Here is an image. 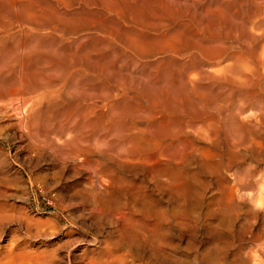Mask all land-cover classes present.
Here are the masks:
<instances>
[{"label":"rangeland","instance_id":"rangeland-1","mask_svg":"<svg viewBox=\"0 0 264 264\" xmlns=\"http://www.w3.org/2000/svg\"><path fill=\"white\" fill-rule=\"evenodd\" d=\"M3 1L5 5L2 1H0V3H3V4H0V7H1L0 8V62L3 60L10 67V65L14 64L15 62L14 59L17 56L24 57V55H26L27 53L31 56L32 54L34 56L38 54L39 57H37L38 55H36V58L32 56L33 64L37 58L38 59L35 62V65H37L36 63H38L40 60L43 63L47 60L53 61L55 59L56 62L54 63L58 65L56 67L57 72L59 71L62 72L66 69L71 70L73 68L72 70L76 69L75 71L77 72L81 70L83 71V73L86 72L85 74L87 75L94 74L95 76V75L101 74V77L105 75L107 79H105L104 76L103 78L105 79L104 83L107 86V89L109 88V90L113 91L114 94L120 93L116 95L118 96V99L120 98L122 101H124L123 103L125 104L133 105L134 103H136L135 96L143 97L142 95H144L145 97H149V96L153 97L154 95L155 98H157V100L158 99L162 100V98L165 97L164 99L165 102L163 103L165 106L167 105V123H170V127L173 129L178 130L179 127L177 125L179 124L176 121L178 120V118H181L183 114H186V115L196 114L195 123H198L199 122L198 120L200 119L205 120V122L204 121L201 122L202 120H200L202 124L204 123L206 124L207 122L211 123L209 128L205 129V131L208 133V134L205 133L207 138L206 139L203 138V141H205L204 143L206 144V147L213 154V155L210 154L211 157H209L207 161L206 160H203V161L208 162V164L211 163V165L209 164V167L205 168V170L203 169L205 166L196 167L197 165H194L191 167L192 171L190 170V168L183 170L185 174H189L190 172H191L190 174L192 175L194 174L196 183H193V186L195 184V187L197 188L196 184H198L199 185L198 189L192 188L195 191L194 193L192 192L193 190L190 191L189 196H192V197L191 198L189 197V198L191 200L187 199L186 200L187 202L185 201V204H183L184 201L181 202L182 201L181 199L174 198L175 200H173L174 195L171 189L167 190L168 191L167 197H166L167 199H164V200H166L165 202H167V207L173 213H175L174 211H178V210H180L179 212L186 211L185 215L188 213L187 215L191 216L189 218L194 219V220H197V219L199 220L200 218L202 219V217L204 219V217L206 216V213L208 211L209 213L212 211L210 214L207 213V215H210V216L212 213H214L211 216L212 222H211V225H207V228H206V225L204 227L199 226L200 228L198 227L197 229H192L191 231L188 232V234L186 233L187 235L182 233L183 234L182 237L184 236V239L182 241H178L176 236L173 237V239H170L168 237L167 240L169 242H172V245L175 248H172L171 252H169L170 254H168V256H171L170 258L172 259L167 258L168 260L167 262H165V264H204L201 262L198 263V260L200 259L199 255L205 251H208V249L212 248L211 246L216 244L219 238H224L223 240L225 241V243H228V244H227V248H225V250H223V252L220 254V259L218 260L217 264H255L254 261L252 262L248 261V257H246L248 256L247 254L246 255L244 254L245 256H243L244 252L249 253L250 256L252 255L258 256L263 261V264H264V244H262V242L264 243V213L260 212L255 206V205L258 206L259 204L263 202L264 195L261 197L263 198V200L260 202L258 201L259 203H253V202L248 203L249 202L248 201L247 202L248 204H247L243 200L244 202L241 201L244 204L243 206V204L240 201H238L239 203L237 202L238 207L236 208L239 210H235L238 213L234 212L235 214H233V216L238 215V219L234 224L232 223L233 224L231 228L232 230L230 229L232 232L231 237L227 238V236L226 237L222 236V235H225L223 232V230L225 231V228H224L226 227L225 224H222L221 227H218L215 232L213 231V228L217 226L216 224H218L220 220L222 221V218H223L222 213H220L219 215V212L217 211L218 204L221 202L220 201L221 199L218 198L217 196H219V194L222 191V188H224V184H221V182H219L220 181L219 174L223 173L224 169H226L225 173H223L225 175L228 173L227 175L229 176L232 175V178L234 179L236 178V176L241 177V178L239 177L240 180L239 178L238 179L236 178L235 182L232 179V182L234 184L236 183V180L237 181L239 180V182H242L241 184L236 183L234 185L235 189L238 188L237 190H240L241 192L254 191V188L256 191L257 188L262 187V186H259V182H258L259 177L261 178L260 185L264 184V180H263L264 178V172H263L264 153L262 154V151L264 152V148H263L264 147V144H263L264 137L261 138L262 136L261 137L252 136L253 134L252 129H253L255 121L254 119H251L249 121V125L251 126L250 127L248 126V123L246 124L245 119L243 118L249 115L250 111L254 109L255 110L252 111L251 113L257 114L256 112L260 111L261 109L262 110L264 109V103H262L264 102V98H263L264 90L263 92L260 93L261 96H263L261 97V100L263 99V101H257L256 103L255 102L256 100L252 102L253 99H251V101L246 102V104L244 102H241L242 104H240V101H238L236 98L232 97L233 98L232 99L228 97L230 93H229L228 87L224 83L223 78L218 76L220 78L219 79L218 77H216L217 75L216 71H218L217 73H219L220 71L223 73V69H225V67L229 65V63H231V61L226 60L225 56L221 54L220 50L217 49L216 47H224L227 50L230 49V52L231 51L236 52L239 50L243 51L245 56H243L237 62V64L239 65L244 64L247 61L249 64L246 63V65L248 66L250 65V67L248 68L253 67L251 64L252 62H250L249 59L247 60L245 59L247 58L248 55L252 54L253 52L254 54L255 53L259 54L261 52L260 50L262 46L264 45L263 38L259 36L260 33L264 30V26H263L264 24L260 19L263 16L262 11L264 10L263 0H261L262 2L258 0H254V2L253 0H236V1L235 0H134V1L133 0H121V1L112 0V3H111V0L110 1L107 0L110 3L109 2L107 3L106 0H83L82 2L81 0L79 1L73 0V2L75 3L74 6H73L74 3H72V0L71 1L68 0V2L67 0H59L61 3L58 0L56 1L55 0L53 1L51 0H48V1L47 0H17L16 2L15 1L13 2V0H6L7 2L5 0ZM77 1L80 3L79 4L76 3ZM124 1L127 2L128 5L124 3ZM12 2H13V5H12ZM51 4L54 5V9ZM71 4L73 7L71 6ZM83 4H85L86 7L85 5L82 6ZM145 4H147V6ZM12 6L13 8L17 7L20 10H22L23 8L24 11H20V10L15 11L17 10V8L16 9L14 8L15 9L14 10L13 8H11ZM128 6L129 8H127ZM42 7L43 8L48 7V8L43 9ZM55 8L57 10H55ZM130 8L132 9L129 10ZM191 8H192V11H190ZM49 9L51 10L50 12H53L55 10L54 15L53 13L52 14L50 13L52 16L50 14L48 15L49 12H46V11H49ZM26 13L30 15L27 17L28 19H30V17L31 18L33 17L32 19L34 20V22L31 21L32 19H30V21L28 19H27L28 21L26 20V17H25L27 15ZM258 13L261 15V17H259L260 15H258ZM69 16L73 18L70 19ZM77 16L78 18H76ZM256 17H259V18L256 19ZM90 19L91 20L94 19V20L91 21ZM248 19H250V21ZM205 20L207 21L205 22ZM253 20H256V21H253ZM66 21L68 23H66ZM252 22L253 23L257 22V26L256 25L254 26ZM56 23L61 27L63 26L64 30H61L62 28H60ZM53 24L56 26H54ZM106 25H108V27ZM50 26L52 28L56 27L55 29H57L58 27V31L55 30L54 28H53L54 29L53 31V29ZM36 28L37 30H35ZM50 29H52L53 32L50 31ZM65 29H67L69 33ZM73 29L74 30L76 29V30L74 31ZM242 29L244 30L243 32H242ZM77 30L79 31L77 32ZM73 32L77 34L72 35ZM240 36H241V39H240ZM208 41H212V43L211 42L209 43ZM214 41H218V42H214ZM206 42L207 44L205 45ZM216 43H219V45L217 44L215 45L216 47H214V44ZM204 46L205 47L207 46L208 48H205ZM209 46H213V47H209ZM23 49L26 52L23 53L24 51ZM203 50L206 52L203 53ZM199 51H202L203 55ZM245 51H247L248 53ZM46 54L48 57H49L48 54H50L52 56L51 59L50 57L48 58ZM200 54L202 57L200 56ZM216 55L218 58H222V60L219 59L221 64L219 63ZM25 57L24 59L27 60L28 56L26 58ZM43 57L46 59H44ZM28 59H30V63H32L31 57ZM195 59L196 60L198 59V60L196 61ZM201 60H203L207 64H205L203 61H202L203 63L198 62ZM41 61L39 62L41 66L40 64L38 65L39 68L46 66V65H43ZM202 64H205V66L204 65L202 66ZM39 68L37 70H39ZM209 68L212 71H215L214 72L215 79H212L213 73L212 71L211 72L208 71ZM263 70H264V67L259 70L261 74L259 71L257 73L259 74V76L262 75L263 81L261 82V87L264 85L263 84L264 83ZM40 71L41 70H39L38 73H40ZM52 71L49 69L48 73L51 72L52 74H54V72ZM196 71H197L198 76L195 75ZM109 72L111 73L109 74ZM114 72L116 73L115 75H114ZM204 73H206V75ZM7 74L9 75L8 72H2L1 75H4L3 77H8ZM119 74L121 75L119 76ZM185 74L187 77L185 76ZM191 75L193 76V78L191 77ZM116 76L117 77L119 76L118 77L119 79ZM115 77L117 78V80L116 79L115 80L116 81L120 80V82L119 81L116 82L114 80ZM188 77L189 78L191 77V78L189 79ZM204 78L207 79L208 84H211V85H207V83L205 82L206 80ZM216 78H218V80ZM129 79L131 82L129 81ZM156 79L158 80V82ZM202 79L204 80V83ZM209 79L211 80V82L208 81ZM185 80H187L186 83H185ZM213 80L214 81L216 80L215 81L217 82L215 84L216 86L213 85L215 83L213 82ZM126 81L129 82V84L131 85L130 86L129 84L127 85ZM177 81L180 83V86ZM135 82L136 84H133ZM190 82H192V84ZM108 83L109 84L111 83V86L108 85ZM121 83L125 84L123 85L124 86L123 88L121 87L122 86ZM189 83L193 87L190 86ZM177 84H178L179 89H177L178 88L176 86ZM115 85L117 86L119 85L120 88L113 87ZM174 85L176 86V88ZM125 86L127 87V89H125L126 88ZM137 86L139 87L141 86V88L139 89V87ZM149 86H152V88ZM221 86L226 88V90L224 88L220 89ZM160 87L162 90H159ZM181 87L182 89H180ZM115 88L117 91L115 90ZM118 89L125 90L124 92H127V94L126 93L122 94L123 91L121 93V91H119ZM128 89H130L129 91L131 94L128 92ZM195 89H198V90H195ZM136 90H137V93H136ZM187 91H190V93ZM186 94L188 95L191 101L189 102V104H187L189 99L188 100L186 99L187 98ZM226 95H227V98H226ZM127 96H129L128 97L129 99L127 98ZM29 98L31 99H28V101H25L26 104L24 103L25 108H27L28 105L30 106L29 103H31V101L34 99L33 96H30ZM168 98L171 99L170 102L168 101L169 103L166 101V99L168 100ZM7 99H10L12 102L13 101L15 102L12 103L10 100H7ZM229 101L230 102L233 101V103L232 102L229 103ZM235 101L238 103H235ZM207 102H208V105H207ZM9 103H11V106H13V108L7 110L6 108L9 107L10 105ZM197 103L198 105H196ZM213 104L214 106L209 107V105H213ZM229 104H232V105H229ZM236 104L238 105V107H236ZM252 104L254 106H252ZM20 108H22V106L20 104L18 105V101L15 100V98H6V99H3V101L2 100L0 101V110H1L0 111V116H1L0 117V264H89V261L93 259L92 256L95 259V257H99L104 254L105 250L103 249L106 248V244L108 242L117 240L116 239L117 232L115 231L116 232L115 233L113 230L115 229V227L114 226L112 227V224L110 226L108 222L104 221V219L93 216L91 203L87 201V199H85L84 197L85 194H84L83 188L86 185V181H84L81 178V176L77 174V172L72 171L69 165L70 164L69 159H67V157H65L62 154V150H63L62 144L63 142L66 141V138H68L69 133L64 132L65 133L64 134L62 131L58 129L59 127L57 125H56L57 127H55V124L57 123L52 124L49 126V128H47L48 125L44 124V121L41 119L40 121L39 119H37L35 122H32L31 124V122L27 121L28 119L25 120L26 118L25 116L23 118V111L20 110ZM41 108L43 109L42 106L40 107V109ZM226 108H231V109H227V112H225ZM235 108L237 109V112L232 114L231 112L236 111L234 110ZM5 109L8 112H10L11 114L10 116H13L12 117L13 120L8 121V118L4 116L3 113L6 112ZM179 109H182V111L180 110L181 114H177V112H179ZM221 109L224 111H222ZM248 109L250 110L247 111ZM256 109L258 110L256 111ZM183 110L186 112H184ZM42 111H44V109ZM205 111L209 113V116L207 114L208 116V118L206 117L207 119L203 117L204 115H206ZM211 112L213 115L211 114ZM228 112L231 113V116L229 115L230 113L228 114ZM243 113H246V114L244 115ZM47 114L46 116H49V114L48 115ZM200 116L203 118H201ZM215 119H217V121ZM237 120L239 121V128H235L233 126V123L236 122ZM53 122L55 121H52L51 123ZM226 122L228 123L232 122V124H228ZM262 122H264V118L262 119ZM219 124H221L220 127L219 126L217 127V125ZM226 125H227V128L223 127ZM248 128L251 130H249ZM48 129L49 130L52 129V131L54 132L52 131L50 132ZM228 129L238 130V133H237L238 140L234 139V141L236 142L235 143L236 145L234 147H230V148H233L234 150H236L237 148L238 151L236 150V152L233 149H230V150H233L231 151V153L235 152L236 155H233V153L232 155L237 157V161L236 159H231L229 157L226 158L227 153H225L226 152L225 146L231 143L230 142L231 138L227 136L229 132ZM247 130L248 132L249 131L250 132L248 133ZM220 133L224 134L222 135L223 138H221ZM214 134H216L217 136ZM249 134L253 137V139H251L252 137ZM260 138L261 140L263 139V141H260ZM206 141L209 142L210 145ZM253 141L257 143L254 144ZM217 142L220 145L217 146L218 144ZM244 142L246 144L248 143L247 146ZM241 143H244V144L240 145ZM260 143L262 144L263 147L261 146ZM238 145H240L239 148H238ZM220 146L221 147L223 146L222 148L224 150L221 149L223 150L222 152L219 148ZM253 146L256 147L258 151H256V149ZM259 147L260 148L262 147L263 150L262 148L260 150ZM247 150H250V151L254 150L253 151L254 153L250 151L247 152ZM250 153L251 155L254 154L252 155L254 156L253 158H251L252 156L250 155ZM61 154L64 157L61 156ZM53 155H54V158H53ZM240 156L242 157L240 158ZM58 159L60 162L58 161ZM118 160L121 163H123L124 161L123 163L124 165H126L127 163H128L127 165H133V162L131 163V162L126 161L127 163H125V160H121V159H118ZM208 160H210V162ZM253 162L254 163L256 162V163L254 164ZM93 166H90L89 168L87 166H84L83 169L81 168V172L84 175V178L85 177L89 178L91 177V175H93L92 173L95 170V166L94 167ZM91 167L94 169H92ZM156 167H157V164H154V163L150 164V168L152 170L155 169ZM194 168H197V169L199 168V169L198 170L195 169L196 170L195 171ZM209 169L213 170L214 172L216 170L215 172L216 174L212 175V173L210 172H213V171L210 170L209 172L208 171ZM91 170L93 172H90ZM120 172L126 177H131L132 174H134V172L131 173L125 169L124 170L120 169ZM217 172L219 173L217 174ZM256 174H258V180H257ZM197 177L200 180V182L197 179ZM213 177H216V178H213ZM238 186H241L243 190L245 191H243L242 188ZM149 187L151 188V186ZM199 187H201V189ZM196 190H199V191H196ZM213 190L214 191L216 190V191L214 192ZM210 191L211 192L213 191V192L211 193ZM195 192H198V193L196 194ZM217 202L218 204H216ZM179 204L180 205L183 204L181 206L182 208L178 207L180 206ZM239 205L241 207H239ZM189 206H192L190 208L191 211L189 209L185 210V208H189ZM248 207H250L251 209ZM168 208H167L168 210L167 212L170 213L171 211ZM256 212L258 214H256ZM189 213H191V215H189ZM171 214H169L168 216H170ZM172 215L174 216L175 214H172ZM171 216L169 217V227L171 226L173 228L174 224L172 223L173 219L171 218ZM244 218L249 220L250 230L253 231L252 233L256 237L255 238L257 241V242L255 241L256 243L251 242L252 240L243 242L242 244L241 242L236 241L235 235L237 234L236 232L238 230L237 225L240 226V223L243 221ZM214 219L216 221H213ZM212 225L215 227H213ZM171 227H170V230L172 231V233L175 235H178L179 231L176 228L174 229H176L177 231L174 229L172 230ZM222 227L224 228L223 230L221 229ZM202 228L204 229L202 230ZM253 235H251V238ZM214 237L216 240L214 239ZM96 240H97V243H96ZM199 240L203 241L202 242L203 246L201 248L194 249L193 243H195V246H196ZM258 240L261 241V243ZM189 242H191L192 245ZM173 243H175V245ZM176 243H178L177 244L178 246L176 245ZM261 246H263V249H261L262 248ZM253 249H256V250H253ZM238 255L239 257L243 256L246 261H243L244 259L243 257H242L243 259L240 258L241 260L238 259L239 257H236ZM172 260H176V261L173 262ZM256 264H257V261H256Z\"/></svg>","mask_w":264,"mask_h":264},{"label":"bare ground","instance_id":"bare-ground-1","mask_svg":"<svg viewBox=\"0 0 264 264\" xmlns=\"http://www.w3.org/2000/svg\"><path fill=\"white\" fill-rule=\"evenodd\" d=\"M4 3L3 0H0ZM6 1V0H5ZM16 2L17 0H13V2ZM48 1V0H47ZM53 1V0H51ZM56 1V0H55ZM59 1V0H58ZM71 1V0H70ZM79 1V0H78ZM76 2V3H80V2ZM83 0H81L82 2ZM107 1V0H106ZM110 1V0H109ZM107 1V3L109 2ZM121 1V0H120ZM134 1V0H133ZM132 1V2H133ZM236 1V0H235ZM261 1V0H258ZM7 2V1H6ZM12 2V5H13ZM44 2V1H42ZM60 2V1H59ZM68 2V0H67ZM86 2V1H85ZM91 2V1H90ZM254 2V0H253ZM262 2V1H261ZM264 2V0H263ZM0 3V4H3ZM46 3V2H44ZM53 3V2H52ZM61 3V2H60ZM58 3V4H60ZM72 3L73 0H72ZM99 3V2H98ZM97 3V4H98ZM110 3V2H109ZM112 3V0H111ZM124 3L127 4V2L124 1ZM136 3V2H135ZM190 3V2H189ZM239 3V2H238ZM7 4V3H6ZM57 4V3H56ZM55 4V5H56ZM65 4V3H64ZM86 4V3H85ZM85 4H83L82 6H84ZM162 4V3H161ZM195 4V3H194ZM208 4V3H207ZM241 4V3H240ZM253 4V3H252ZM5 5V3H4ZM37 5V4H36ZM47 5V4H46ZM44 5V6H46ZM49 5V4H48ZM52 5V4H51ZM75 5V3L73 4V6ZM81 5V4H80ZM92 5V3H91ZM100 5V4H99ZM109 5V4H107ZM128 5V4H127ZM144 5V4H143ZM142 5V6H143ZM147 6V4H145ZM254 5V4H253ZM2 6V5H1ZM8 6V5H6ZM16 6V5H14ZM34 6V4H33ZM40 6V5H38ZM53 9H54V5ZM72 6V4H71ZM72 6V7H73ZM81 6V7H82ZM90 6V4H89ZM88 6V7H89ZM95 6V5H94ZM126 6V5H125ZM160 6V4H159ZM182 6V5H181ZM56 7V6H55ZM61 7V6H59ZM70 7V6H69ZM86 7V5H85ZM99 7V6H98ZM112 7V5H111ZM110 7V8H111ZM152 7V6H151ZM163 7V6H162ZM177 7V6H176ZM249 7V6H248ZM264 7V5H263ZM1 8V7H0ZM13 8V6L11 7ZM10 8V9H11ZM15 8V7H14ZM13 8V9H14ZM17 8V7H16ZM15 8V9H16ZM41 8V7H40ZM43 8V7H42ZM45 8V7H44ZM43 8V9H44ZM48 7H46L45 9H47ZM50 8V7H49ZM104 8V7H103ZM129 8V6L127 7ZM138 8V7H137ZM141 8V7H140ZM139 8V9H140ZM187 8V7H186ZM9 9V8H7ZM6 9V10H7ZM14 9V10H15ZM51 9V8H50ZM49 9L48 15L51 13H53L54 15V11L57 10L55 8V10L53 12H50L51 10ZM65 9V8H64ZM75 9V8H74ZM91 9V8H90ZM93 9V8H92ZM102 9V8H101ZM132 8H130L129 10H131ZM258 9V8H257ZM264 9V8H263ZM13 10V11H14ZM20 9L17 8V10L15 11H19ZM34 10V9H33ZM83 10V9H82ZM105 10V9H104ZM108 10V9H107ZM111 10V9H110ZM117 10V9H116ZM141 10V9H140ZM149 10V9H148ZM182 10V9H181ZM240 10V9H239ZM20 11H24L23 8ZM37 11V10H36ZM45 11V10H44ZM69 11V10H68ZM87 11V10H86ZM96 11V10H95ZM178 11V10H177ZM192 11V8L191 10ZM261 11V10H259ZM264 11V10H263ZM263 16L261 19V21L264 24V12ZM26 12V11H25ZM30 12V11H29ZM28 12V13H29ZM59 12V11H58ZM57 12V14H58ZM75 12V11H74ZM88 12V11H87ZM92 12V11H90ZM94 12V11H93ZM98 12V11H97ZM133 12V11H132ZM153 12V11H152ZM21 13V12H20ZM23 13V12H22ZM63 13V12H61ZM65 13V11H64ZM104 13V12H103ZM118 13V12H117ZM150 13V12H149ZM27 14V13H26ZM24 14V15H26ZM31 14V13H30ZM50 14V15H51ZM56 14V15H57ZM120 14V13H119ZM134 14V13H133ZM154 14V13H153ZM33 15V14H32ZM55 15V16H56ZM104 15V14H102ZM123 15V14H122ZM187 15V14H186ZM257 15V14H256ZM258 15H260L258 13ZM30 15H26V20L28 19L27 17ZM34 16V15H33ZM52 16V15H51ZM49 16V17H51ZM79 16V15H78ZM78 16L76 18H78ZM109 16V15H108ZM147 16V14H146ZM253 16V15H252ZM24 17V16H23ZM37 17V16H36ZM54 17V16H53ZM64 17V16H63ZM104 17V16H103ZM112 17V16H111ZM114 17V16H113ZM121 17V16H120ZM127 17V16H126ZM188 17V16H187ZM261 17V15L259 16ZM259 17H256V19H258ZM19 18V17H18ZM33 18V17H32ZM30 17V19H32ZM56 18V17H55ZM54 18V19H55ZM59 18V16H58ZM70 19H72L73 17H70ZM68 18V20H69ZM97 18V17H96ZM108 18V17H107ZM136 18V17H135ZM255 18V17H254ZM30 19H28L30 21ZM35 19V18H34ZM52 19V18H51ZM61 19V18H60ZM126 19V18H125ZM206 19V18H205ZM20 20V19H19ZM27 20V21H28ZM62 20V19H61ZM77 20V19H76ZM91 20V19H90ZM94 20V19H93ZM91 20V21H93ZM113 20V19H112ZM118 20V19H117ZM122 20V19H121ZM250 21V19H248ZM22 21V20H21ZM31 21L34 22V20L32 19ZM48 21V20H47ZM71 21V20H70ZM141 21V20H140ZM169 21V20H168ZM167 21V22H168ZM207 20H205L206 22ZM256 21V20H253ZM86 22V21H85ZM123 22V21H122ZM187 22V21H186ZM66 23H68L66 21ZM101 23V22H99ZM153 23V22H152ZM158 23V22H156ZM194 23V22H193ZM253 23V22H252ZM49 24V23H48ZM57 24V23H56ZM62 24V23H61ZM128 24V23H127ZM165 24V23H163ZM191 24V23H190ZM260 24V23H259ZM39 25V24H38ZM50 25V24H49ZM52 25V24H51ZM54 25V24H53ZM58 25V24H57ZM253 25L257 26V22L253 23ZM56 26V25H54ZM59 26V25H58ZM92 26V25H91ZM105 26V25H103ZM108 27V25H106ZM130 26V25H129ZM173 26V25H172ZM251 26V25H249ZM264 26V25H263ZM40 27V26H39ZM38 27V28H39ZM51 27V26H50ZM60 28L63 29V26H59ZM80 27V26H79ZM137 27V26H136ZM247 27V25H246ZM35 28V27H34ZM41 28V27H40ZM52 28V27H51ZM54 28V27H53ZM52 28V29H53ZM56 28V27H55ZM54 28V29H55ZM67 28V27H66ZM201 28V27H200ZM250 28V27H249ZM248 28V29H249ZM253 28V27H251ZM48 29V28H47ZM52 29H50V31H52ZM53 29V31H54ZM69 29V28H68ZM88 29V28H87ZM91 29V28H90ZM111 29V28H110ZM156 29V28H155ZM164 29V28H163ZM247 29V28H246ZM37 30V28L35 29ZM39 30V29H38ZM58 31V27L57 29H55ZM67 31V29H65ZM74 30V29H73ZM72 30V31H73ZM76 30V29H75ZM74 30V31H75ZM92 30V29H91ZM116 30V29H115ZM166 30V29H165ZM251 30V29H250ZM254 30V29H253ZM252 30V31H253ZM52 31V32H53ZM56 31V32H57ZM79 30H77L78 32ZM81 31V30H80ZM84 31V30H83ZM118 31V30H117ZM141 31V30H140ZM144 31V30H143ZM244 30L242 29V32ZM256 31V30H255ZM260 31V30H258ZM65 32V31H64ZM68 32V31H67ZM86 32V31H85ZM107 32V31H106ZM181 32V31H180ZM69 33V32H68ZM83 33V32H81ZM91 33V32H90ZM109 33V32H108ZM120 33V32H119ZM140 33V32H139ZM259 33V32H258ZM71 34V33H70ZM73 34H77V33H72ZM89 34V33H88ZM167 34V33H166ZM243 34V33H242ZM81 35V34H80ZM257 35V34H256ZM84 36V35H83ZM81 36V37H83ZM93 36V35H92ZM125 36V35H124ZM261 38H263L264 40V30L260 33L259 35ZM26 37V36H25ZM30 37V36H29ZM80 37V36H79ZM107 38V37H105ZM132 38V37H131ZM214 38V37H213ZM221 38V37H220ZM110 39V38H109ZM129 39V38H127ZM212 39V38H211ZM241 39V36H240ZM247 39V38H246ZM255 39V38H254ZM85 40V39H84ZM119 40V39H118ZM131 40V39H130ZM134 40V38H133ZM197 40V39H196ZM209 40V39H208ZM214 40V39H213ZM217 40V39H216ZM243 40V39H242ZM245 40V39H244ZM262 40V39H260ZM81 41V40H80ZM247 41V40H246ZM112 42V41H111ZM139 42V41H137ZM157 42V41H155ZM165 42V41H164ZM209 43L212 41H208ZM214 42H218V41H214ZM255 42V41H254ZM119 43V42H118ZM132 43V42H131ZM153 43V42H152ZM248 43V42H247ZM264 43V42H263ZM207 44V42L205 43V45ZM219 45V43L214 44V47H216L215 45ZM223 44V43H222ZM260 44V43H259ZM211 45V44H210ZM221 45V44H220ZM225 45V44H224ZM228 45V44H227ZM237 45V44H236ZM249 45V44H247ZM240 46V45H239ZM259 46V45H258ZM262 46V45H261ZM205 47V46H204ZM209 47H213V46H209ZM232 47V46H230ZM235 47V46H234ZM24 48V47H22ZM21 48V49H22ZM203 48V47H202ZM205 48H208L207 46ZM217 49L220 50L221 54H223L226 58V60L231 61V63H229V65H227L225 67V69H223V73L220 71L219 73H217L218 71H216V77H221L224 80V83L226 84V86L228 87L229 93L230 95L228 96L229 98H236L238 101H240V104H242L241 102H244L246 104V102H250L251 99L252 102L255 101L257 103V101H263V99L261 100V92H263L264 90V83L262 84L263 88L261 87V82L262 80V75L259 76L258 71L264 67V45L261 48V52L259 54H254V52H250L252 54L248 55L247 59H249L250 62H252V66L251 68L250 65H246L249 64L247 61L244 64H237V62L243 57L245 56L243 51L239 50L236 52H230V49L227 50L224 47H216ZM26 49V48H25ZM233 49V48H232ZM250 49V48H249ZM24 50V49H23ZM244 50V48H243ZM248 50V49H247ZM254 50V49H253ZM18 51V50H17ZM234 51V50H233ZM250 51V50H249ZM21 52V51H20ZM26 52L25 50L23 51V53ZM55 52V51H54ZM195 52V51H194ZM198 52V51H197ZM196 52V53H197ZM202 54V51H199ZM206 52L203 50V53ZM247 52V51H245ZM248 53V52H247ZM258 53V52H257ZM26 54V53H25ZM51 54V53H50ZM49 55L50 59H51V55ZM68 54V53H67ZM199 54V53H198ZM200 54V56H201ZM28 57H27V56ZM24 55V57H27V60L24 59V57H20L17 56L14 59V64L9 65L6 64L3 60L0 62V73L2 74V72H8L9 75L7 74L8 77H3L4 75L0 74V101L6 98H15V100L18 101V105L20 104L22 106V108H20V110L23 111V118L24 116L26 117V119H28L27 121L31 122H35L37 119H40L44 121V124H47V128H49L50 125L55 124V127H59L58 129L60 131H62L63 133H69L68 134V138H66V141L63 142V150H62V154L67 157V159H69V165L70 168L72 169V171L77 172L78 175L81 176V178L86 181V185L83 188L84 190V194H85V199H87V201H89L91 203L92 206V211H93V216L97 217V218H102L104 219V221L108 222L109 225L112 227L114 226L115 229L114 232L116 233V239L115 241H111L108 242L106 244V248H104L103 246V250L104 254L102 256L99 257H94L92 256L93 259H91L89 261V264H165V262H167V258H170L171 256H168V254H170L169 252H171L172 248H175L172 245V242H169L167 240V238L169 237L170 239H173V237H177L178 241H182L184 239V236L182 237L183 234H188L189 231H191L192 229H197L199 226L200 227H204L206 225H211L212 222V213L211 216L207 215V213H209V211L206 213V216L202 217V219L200 218L199 220H194L191 219L189 217L191 216H187L185 215L186 211H182L179 212L178 211H174L175 213H173L168 207H167V202H165L167 199V190L171 189L173 192V200L176 199H181L185 204V201L187 199H190L192 196H189L190 191H192L194 193V189L195 184L193 186V183H196L195 181V177L194 174H185L183 172V170L189 169L191 170V167L194 165H197L196 167H201V166H205L203 169L205 170V168L209 167V164L211 165V163L208 164V162H205L203 160L209 159L210 154H212L209 149L206 147V144L204 143L205 141H203V138H207V136L205 135V133H207L205 131V129H208L209 126L211 125V123H204L202 124L201 122H205V120H202L200 122V120H198V123H195V115L191 114V115H186L183 114L185 116L182 115L181 118H178V120L176 122H178L179 125H177L179 128L178 130L173 129L170 127V123H167V105L165 106L163 102L165 97L162 98V100H157V98H155V96H149V97H145L144 95H142L143 97L139 96L136 97V103H134L133 105H128L123 103L124 101H122L120 98L118 99V96L116 94H120V93H116L114 94L113 91L109 90V88L107 89V86L105 85L104 81L105 79H107V77L105 75H103L105 77V79L103 78V76L101 77V74L99 75H87L85 74L86 72L83 73V71L77 72L75 70H69L66 69L62 72H57L56 71V67L58 66L55 61V59L53 61H45L42 63L43 67L39 68V62L36 63L37 65H35V62L37 61V59L34 61L33 64V59L32 56H34L32 54L29 55L28 53ZM38 55V54H36ZM36 55L34 56L36 58ZM203 55V54H202ZM45 56V55H44ZM47 56V54H46ZM196 56V55H195ZM198 56V55H197ZM25 57V58H26ZM32 59V63H30V58ZM33 57V58H34ZM39 57V55L37 56ZM48 57V56H47ZM48 57V58H49ZM194 57V56H193ZM202 57V56H201ZM217 57V55H216ZM223 57V56H222ZM44 58V57H43ZM199 58V57H198ZM218 58V57H217ZM245 58V57H244ZM46 59V58H44ZM42 59V60H44ZM58 59V57H57ZM193 59V58H192ZM202 59V58H201ZM214 59V58H213ZM222 60V58H218V61L220 63V60ZM187 60V59H186ZM196 60V59H195ZM198 60V59H197ZM196 60V61H197ZM205 60V58H204ZM224 60V59H223ZM244 60V61H245ZM188 61V60H187ZM198 61V62H202ZM213 61V60H212ZM58 62V61H57ZM222 62V61H221ZM225 62V61H224ZM181 63V62H180ZM187 63V62H186ZM205 63V62H204ZM209 63V61H208ZM212 63V62H210ZM214 63V62H213ZM218 63V62H216ZM243 63V62H241ZM79 64V63H78ZM189 64V63H188ZM207 64V63H205ZM205 64H202V66ZM215 64V63H214ZM213 64V65H214ZM221 64V63H220ZM225 64V63H224ZM83 65V64H82ZM86 65V64H85ZM198 65V64H197ZM239 65V66H237ZM41 66V64H40ZM201 66V65H200ZM207 66V65H206ZM217 66V65H216ZM210 67V66H209ZM17 68V69H15ZM39 68L40 73H38L39 70H37ZM42 68V69H41ZM84 68V67H83ZM200 68V67H199ZM206 68V67H205ZM53 69L52 72H54V74H52L51 72L48 73V70ZM80 69V68H79ZM82 69V68H81ZM198 69V68H197ZM210 69V68H209ZM208 71H212L211 69ZM58 70V69H57ZM78 70V69H77ZM183 70V69H182ZM195 70V69H194ZM205 70V69H204ZM214 70V69H213ZM218 70V69H217ZM207 71V70H206ZM207 71V72H208ZM185 72V71H184ZM203 72V71H202ZM214 72L213 73V78H214ZM260 72V71H259ZM88 73V72H87ZM104 73V72H103ZM111 72H109L110 74ZM120 73V72H119ZM183 73V72H182ZM264 73V70H263ZM6 74V73H5ZM116 73L114 72V75ZM122 74V73H121ZM119 74V76L121 75ZM127 74V73H126ZM129 74V73H128ZM187 74V73H186ZM185 74V76H186ZM206 75V73H204ZM208 74V73H207ZM261 74V72H260ZM123 75V74H122ZM131 75V74H130ZM136 75V74H135ZM194 75V73H193ZM195 75H197V71L195 73ZM118 76V77H119ZM127 76V75H126ZM134 76V75H133ZM139 76V75H138ZM189 76V75H188ZM198 76V75H197ZM117 77V76H116ZM114 78V80L117 78ZM130 77V76H129ZM187 77V76H186ZM191 77L193 78V76L191 75ZM190 77V78H191ZM196 77V76H195ZM194 77V78H195ZM218 77V78H219ZM136 78V77H135ZM141 78V76H140ZM152 78V77H151ZM157 78V77H156ZM185 78V77H184ZM189 78V77H188ZM189 78V79H190ZM199 78V77H198ZM210 78V79H211ZM218 78H216L218 80ZM119 79V78H118ZM139 79V78H137ZM205 79V78H204ZM208 80L211 82V80ZM220 79V78H219ZM115 80V81H116ZM157 80V79H156ZM174 80V79H173ZM193 80V79H192ZM191 80V81H192ZM200 80V79H199ZM203 80V79H202ZM201 80V81H202ZM207 85H211L208 84L207 79H205ZM120 82V80H118ZM116 81V82H118ZM130 81V79H129ZM134 81V80H133ZM147 81V80H146ZM164 81V80H162ZM187 80H185L186 83ZM189 81V80H188ZM216 81V80H215ZM213 80V82H215ZM131 82V81H130ZM145 82V80H144ZM148 82V81H147ZM158 82V80H157ZM178 82V81H177ZM176 82V83H177ZM199 82V81H197ZM223 82V81H222ZM138 83V82H137ZM140 83V82H139ZM143 83V82H142ZM156 83V82H155ZM163 83V82H162ZM161 83V84H162ZM179 83V82H178ZM192 84V82H190ZM189 83L190 86H192ZM202 83V82H200ZM204 83V80H203ZM217 82H215L213 85H215ZM220 83V82H219ZM126 84L128 85L129 82L126 81ZM133 84H136L133 83ZM144 84V83H143ZM158 84V83H157ZM160 84V85H161ZM183 84V83H182ZM181 84V85H182ZM108 85L111 86V83ZM114 85V84H113ZM120 85V84H119ZM119 85H115L113 87H119ZM121 87L123 88L125 84L121 83ZM131 84H129L130 86ZM141 85V84H140ZM147 85V84H146ZM149 85V84H148ZM164 85V84H163ZM196 85V84H195ZM128 86V87H129ZM159 86V85H157ZM175 86V85H174ZM178 87V84L176 85ZM175 86V88H176ZM180 86V83H179ZM185 86V85H183ZM182 86V87H183ZM216 86V85H215ZM126 87V86H125ZM139 87V86H137ZM148 87V86H147ZM152 88V86H149ZM164 87V86H163ZM169 87V86H168ZM182 87L180 89H182ZM193 87V86H192ZM191 87V88H192ZM212 87V86H210ZM209 87V88H210ZM218 87V86H217ZM111 88V87H110ZM115 88V90H116ZM120 88V87H119ZM133 88V87H132ZM141 88V86L139 87V89ZM150 88V89H151ZM224 87H220V89H223ZM113 89V88H112ZM127 89V87L125 88ZM179 89V87L177 88ZM184 89V88H183ZM194 89V88H193ZM219 89V88H218ZM226 90V88H224ZM114 90V89H113ZM119 90V89H118ZM130 89H128V92ZM159 90H162L161 87ZM173 90V89H172ZM185 90V89H184ZM198 90V89H195ZM200 90V89H199ZM217 90V89H216ZM224 90V91H225ZM227 90V92H228ZM117 91V90H116ZM115 91V92H116ZM123 91L122 94H127V92H124L125 90H119ZM133 91V90H132ZM139 91V90H138ZM164 91V89H163ZM204 91V90H203ZM190 93V91H187ZM137 93V90H136ZM135 93V94H136ZM184 93V92H183ZM208 93V92H207ZM131 94V93H130ZM146 94V93H145ZM264 94V92H263ZM137 95V94H136ZM164 95V93H163ZM167 95V94H166ZM210 95V94H208ZM225 95V94H223ZM221 95V96H223ZM228 95V94H227ZM226 95V98H227ZM30 96H33V100L31 101L30 106L28 105L27 108H25V101H28V99ZM124 96V95H123ZM126 96V95H125ZM131 96V95H130ZM171 96V95H170ZM185 96V95H184ZM187 96V100L189 99L188 95ZM192 96V95H191ZM212 96V95H211ZM129 96H127L128 98ZM169 97V96H168ZM221 98V97H220ZM264 98V97H263ZM129 99V98H128ZM195 99V98H193ZM197 99V98H196ZM233 99V98H232ZM10 100V99H7ZM6 100V101H7ZM14 100V99H13ZM35 100V101H34ZM192 100V98H191ZM236 100V101H237ZM11 101V100H10ZM166 101L170 102L171 99L168 98V100L166 99ZM178 101V100H177ZM185 101V100H184ZM194 101V100H193ZM214 101V100H213ZM221 101V100H220ZM219 101V102H220ZM234 101V100H233ZM233 101H231L233 103ZM235 103H238L236 102ZM12 102V101H11ZM15 101H13L12 103H14ZM30 102V101H29ZM168 102V103H169ZM189 101L187 102V104H189ZM229 101V103H231ZM254 102V103H255ZM25 103V104H24ZM172 103V102H171ZM170 103V104H171ZM179 103V102H178ZM226 103V102H225ZM253 103V104H254ZM264 103V102H262ZM8 104V103H7ZM9 107L6 108L7 110L12 109L13 106H11V103H9ZM17 104V102H16ZM28 104V103H27ZM166 104V103H165ZM181 104V102H180ZM204 104V103H203ZM228 104V103H227ZM252 104V106H254ZM198 105V103L196 104ZM201 105V103H200ZM208 105V102H207ZM205 105V106H207ZM216 105V104H215ZM221 105V104H220ZM224 105V104H223ZM232 105V104H229ZM235 105V104H234ZM233 105V106H234ZM8 106V105H7ZM43 107L44 111H42L40 109V107ZM171 106V105H170ZM173 106V104H172ZM175 106V105H174ZM182 106V105H181ZM186 106V105H185ZM214 106L213 105H209V107ZM225 106V105H224ZM223 106V108H224ZM232 106V108H233ZM246 106V105H245ZM236 107H238V105L236 104ZM243 107V106H242ZM19 108V107H18ZM178 108V107H177ZM190 108V107H189ZM188 108V109H189ZM5 109V110H6ZM227 109H231V108H226ZM6 110V112H4V116L6 118H8V121L13 120L12 117L10 116V112H8ZM19 110V109H18ZM180 110L182 111V109H179V112H177V114H181ZM206 110V109H205ZM222 110V109H221ZM233 111L230 112L236 113L237 109L235 108ZM250 109H248L247 111H249ZM255 110V109H254ZM252 110V111H254ZM258 109H256L257 111ZM1 111V110H0ZM3 111V110H2ZM11 111V110H10ZM14 111V110H13ZM171 111V110H170ZM184 111V110H183ZM191 111V109H190ZM203 111V110H202ZM207 111V110H206ZM206 115H204L203 117L205 119L208 118L209 113L206 112ZM209 111V110H208ZM224 111V110H222ZM252 111H250V114L243 117L245 119L246 124L248 123L249 125V121L251 119H254L255 123L253 126V134L252 136H262L261 138L264 137V122H262V119L264 118V109L256 112L255 113H251ZM186 112V111H184ZM210 112V111H209ZM228 112V114L230 113ZM22 113V112H21ZM49 114V116H46V114ZM170 113V112H169ZM175 113V112H174ZM231 113L229 114L231 116ZM248 113V112H247ZM1 114V115H3ZM47 114V115H48ZM208 114V116H207ZM212 114V112H211ZM223 114V113H222ZM244 115L246 113H243ZM171 115V114H170ZM213 115V114H212ZM225 115V114H224ZM243 115V116H244ZM21 116V115H20ZM169 116V115H168ZM173 116V115H172ZM211 116V115H210ZM220 116V115H219ZM223 116V115H222ZM228 116V115H227ZM226 116V117H227ZM229 116V117H230ZM240 116V115H239ZM1 117V116H0ZM201 117V116H200ZM199 117V118H200ZM201 117V118H203ZM207 117V118H206ZM4 118V117H2ZM1 118V119H2ZM5 118V119H6ZM43 118V119H42ZM217 118V117H216ZM218 119V118H217ZM217 119H215L217 121ZM239 119V118H238ZM241 119V118H240ZM23 120V119H22ZM213 120V119H212ZM214 120V121H215ZM229 120V118H228ZM52 121H55L53 123H51ZM197 121V120H196ZM208 121V120H207ZM219 121V120H218ZM244 121V120H243ZM212 122V121H211ZM253 122V121H252ZM23 123V122H22ZM214 123V122H213ZM219 123V122H218ZM228 123V122H226ZM241 123V122H240ZM9 124V123H8ZM34 124V123H33ZM42 124V123H41ZM43 124V125H44ZM228 124H232L228 123ZM57 125V126H56ZM67 125V126H66ZM221 124L217 125V127H220ZM253 125V124H251ZM11 126V125H10ZM233 126L235 128H239V121L237 120L236 122L233 123ZM247 126V125H246ZM52 127V126H51ZM175 127V126H174ZM227 128L226 126H223ZM251 127V126H250ZM249 127V128H250ZM248 128V129H249ZM55 129V128H54ZM221 129V128H220ZM219 129V130H220ZM230 129V128H229ZM228 129V130H229ZM49 130V129H48ZM210 130V129H209ZM216 130V129H215ZM214 130V131H215ZM251 130V129H249ZM50 132L52 131V129L49 130ZM221 131V130H220ZM219 131V132H220ZM46 132V130H45ZM54 132V131H52ZM216 132V131H215ZM214 132V133H215ZM248 132V130H247ZM250 132V131H249ZM248 132V133H249ZM61 133V132H59ZM213 133V131H212ZM224 133V132H223ZM237 133L238 130L236 129H232L229 130L228 132V137L231 138V143H229V145L225 146V150L227 153V157L231 158V159H236L237 161V157L233 156L236 155L235 152L237 150H234L233 148L230 147H234L236 144V142L234 141V139H237ZM242 133V131H241ZM247 133V134H248ZM55 134V133H54ZM57 134V133H56ZM65 134V133H64ZM208 134V133H207ZM221 134V133H220ZM249 134V135H250ZM43 135V134H42ZM48 135V134H47ZM51 135V134H50ZM216 135V134H214ZM222 135L221 134V138ZM239 135V134H238ZM243 135V134H242ZM241 135V136H242ZM59 136V135H57ZM63 136V135H61ZM206 136V137H204ZM217 136V135H216ZM240 136V137H241ZM251 136V135H250ZM249 136V137H250ZM251 136V137H252ZM51 137V136H49ZM211 137V136H210ZM63 138V137H61ZM217 138V137H215ZM220 138V137H219ZM243 138V137H242ZM260 141H263V139ZM46 139V138H45ZM56 139V138H55ZM54 139V140H55ZM253 139V137L251 138ZM64 140V139H63ZM226 140V139H225ZM238 140V139H237ZM240 140V139H239ZM244 140V139H243ZM247 140V139H246ZM208 141V140H207ZM206 141V142H207ZM211 141V140H210ZM215 141V140H214ZM220 141V140H219ZM249 141V140H248ZM256 141V140H255ZM259 141V140H258ZM259 141V142H260ZM49 142V141H48ZM212 142V141H211ZM226 142V141H225ZM228 142V141H227ZM238 142V141H237ZM254 142V141H253ZM264 142V141H263ZM61 143V142H60ZM209 144V142H207ZM213 143V142H212ZM218 143V142H217ZM240 143V142H239ZM245 143V142H244ZM241 143L240 145L244 144ZM250 143V142H249ZM252 143V141H251ZM257 143V142H256ZM254 142V144H256ZM207 144V146H208ZM222 144V143H221ZM246 144V143H245ZM248 144V143H247ZM246 144V146H247ZM261 144V143H260ZM264 144V143H263ZM210 145V144H209ZM216 145V144H215ZM220 145L219 143L217 144V146ZM223 145V144H222ZM238 145V148L239 146ZM252 145V144H251ZM262 146V144H261ZM48 147V146H47ZM53 147V146H52ZM212 147V146H211ZM223 147V146H222ZM221 146L219 147L220 150L223 149ZM237 147V146H236ZM244 147V146H243ZM254 147V146H253ZM263 147V146H262ZM261 147V148H262ZM242 148V147H241ZM256 149V151H258V149L256 147H254ZM260 148V147H259ZM260 148V150H261ZM264 148V147H263ZM262 148V150H263ZM31 149V148H30ZM233 149L235 152L231 153L230 150ZM248 149V148H247ZM250 149V147H249ZM59 150V148H58ZM61 150V149H60ZM213 150V149H212ZM219 150V149H218ZM224 150V149H223ZM221 150V152L223 151ZM240 150V149H239ZM259 150V152H260ZM36 151V150H34ZM189 151V152H187ZM238 151V150H237ZM250 150H247V152ZM254 151V150H253ZM250 151V152H253ZM255 151V152H256ZM61 153V152H60ZM59 153V154H60ZM215 153V152H214ZM218 153V152H217ZM254 153V152H253ZM264 152L262 151V154ZM61 154V156H63ZM222 154V153H221ZM239 154V153H238ZM257 154V153H256ZM52 155V154H51ZM213 155V154H212ZM223 155V154H222ZM225 155V154H224ZM248 155V154H247ZM251 155V153H250ZM254 155V154H252ZM251 155V156H252ZM259 155V154H258ZM63 156V157H64ZM233 156V157H232ZM239 156V155H238ZM244 156V155H243ZM264 156V155H263ZM51 157V156H50ZM221 157V156H220ZM242 156H240L241 158ZM245 157V156H244ZM249 157V156H248ZM254 156H252L251 158H253ZM256 157V156H255ZM54 158V155H53ZM214 158V157H212ZM223 158V157H222ZM221 158V160H222ZM228 158V160H229ZM250 158V157H249ZM250 158V159H251ZM50 159V158H49ZM118 159L121 160H125V163L127 162H133V165H124V161L123 163H121ZM224 159V158H223ZM261 159V158H260ZM61 160V159H60ZM63 160V159H62ZM213 160V159H212ZM220 160V159H219ZM227 160V162H228ZM245 160V159H244ZM247 160V159H246ZM59 161V159H58ZM127 161V162H126ZM210 162V160H208ZM214 161V160H213ZM226 161V160H225ZM60 162V161H59ZM244 162V161H243ZM248 162V161H247ZM261 162V161H260ZM55 163V162H54ZM157 164V167L155 169H151L150 168V164ZM213 163V162H212ZM225 163V162H224ZM235 163V162H234ZM233 163V164H234ZM237 163V162H236ZM241 163V162H239ZM238 163V164H239ZM254 163V162H253ZM256 163V162H255ZM254 163V164H255ZM62 164V163H61ZM65 164V163H64ZM63 164V165H64ZM216 164V163H215ZM228 164V163H227ZM226 164V165H227ZM248 164V163H247ZM258 164V163H257ZM256 164V165H257ZM261 164V163H260ZM60 165V164H59ZM95 166V174L94 172L91 170L90 172H93L91 175V177H85L81 172V168L83 169L84 166H87L88 168L90 166ZM213 165V164H212ZM225 165V164H224ZM236 165V164H235ZM66 166V165H65ZM93 166V167H94ZM216 166V165H215ZM223 166V165H222ZM250 166V165H249ZM252 166V164H251ZM92 168V167H91ZM213 168V167H212ZM225 168V166H224ZM239 168V167H238ZM245 168V167H244ZM258 168V167H256ZM64 169V168H63ZM94 169V168H92ZM120 169L122 170H128L129 172L133 173L131 177H126L125 175L121 174ZM198 170L197 168H194V170ZM202 169V170H203ZM214 169V168H213ZM255 169V167H254ZM253 169V171H254ZM86 170V169H85ZM89 170V169H87ZM195 170V171H196ZM201 170V171H202ZM211 169H209L208 171L210 172ZM218 170V169H217ZM224 169V172L225 173ZM231 170V169H230ZM245 170V169H244ZM64 171V170H63ZM192 171V170H191ZM207 171V172H208ZM213 171V170H211ZM223 171V169H222ZM221 171V172H222ZM262 171V170H261ZM123 172V171H122ZM200 172V170H199ZM214 172V171H213ZM210 172L212 173V175H215V172ZM229 172V171H228ZM264 172V170H263ZM196 173V172H195ZM198 173V172H197ZM203 173V172H202ZM209 173V174H210ZM219 172H217L218 174ZM219 174V182H221V184H224V188H222V191L220 193L219 191V196H217L218 198H220L221 202L218 204V202L216 204H218V208L217 211L220 213H222V221L220 220L218 224H216L217 226H213L215 228H213V231L215 232L216 229L218 227H221L222 224H225L226 227L225 231L223 230L224 228L222 227L221 229L223 230L225 235L222 236H227V238L231 237V228L232 225L237 221L238 219V215H234L237 211L235 210H239L236 207H238V201H245V203H259L260 201L263 200V198H261L264 195V184L260 185V180L261 178L259 177V187L257 188V190L255 191H248L249 192H241L240 190L235 189V184H241L242 182H239L240 178L238 176H236V178L239 180H236V183L234 184L232 182V179L235 182V179L232 178V175H225V174ZM251 173V172H250ZM255 173V172H254ZM71 174V173H70ZM199 174V173H198ZM208 174V173H207ZM244 174V173H243ZM90 175V174H89ZM242 175V174H241ZM196 176V175H195ZM229 176V177H228ZM253 176V175H252ZM260 176V174H259ZM208 177V175H207ZM243 177V176H242ZM257 180H258V174H256ZM255 177V178H256ZM80 178V177H79ZM216 178V177H213ZM218 178V177H217ZM253 178V177H252ZM198 179V177H197ZM251 179V178H250ZM199 180V179H198ZM216 180V179H215ZM264 180V178H263ZM262 180V181H263ZM195 181V182H194ZM243 181V180H241ZM249 181V180H248ZM251 181V180H250ZM200 182V180H199ZM218 182V183H219ZM198 183V182H197ZM263 183V182H262ZM82 184V185H83ZM200 184V183H199ZM220 184V183H219ZM81 185V186H82ZM83 185V186H84ZM151 186V188L149 187ZM198 189V184H196ZM223 186V185H222ZM221 186V187H222ZM245 186V185H244ZM255 186V185H253ZM257 186V185H256ZM202 187V186H201ZM201 187H199L201 189ZM240 188H242L241 186H238ZM81 188V187H79ZM194 188V189H192ZM82 190V192H83ZM220 190V189H219ZM243 190V188H242ZM199 191V190H196ZM207 191V190H206ZM214 191V190H213ZM212 191V192H213ZM216 191V190H215ZM214 191V192H215ZM245 191V190H243ZM211 192V191H210ZM209 192V193H210ZM211 192V193H212ZM170 193V192H169ZM196 194L198 192H195ZM210 193V194H211ZM217 194V193H215ZM172 195V196H173ZM192 195V194H191ZM190 197V198H189ZM212 197V196H211ZM264 197V196H263ZM194 198V196H193ZM209 198V197H208ZM214 198V197H213ZM216 198V197H215ZM217 198V199H218ZM80 199V198H79ZM191 200V199H190ZM194 200V199H193ZM219 200V199H218ZM223 200V201H222ZM179 201V200H178ZM243 201V202H244ZM259 201V202H258ZM169 202V201H168ZM176 202V201H175ZM187 202V201H186ZM238 202V203H237ZM264 202V200H263ZM259 204L258 206L255 205L257 207V209L264 213V203ZM88 203V202H87ZM179 203V202H178ZM177 203V204H178ZM189 203V202H188ZM242 203V202H241ZM240 203V204H241ZM247 203V204H248ZM182 204V205H183ZM191 204V203H190ZM243 204V203H242ZM241 204V205H242ZM180 205V204H179ZM178 206L179 208L182 206ZM188 205V204H187ZM246 205V204H245ZM253 205V204H252ZM214 206V205H213ZM244 206V204H243ZM248 206V205H247ZM170 207V206H169ZM188 207V206H186ZM192 206H189V208H185L189 209ZM239 207H241L239 205ZM167 208L172 212V214H175L174 216L170 213H168ZM182 208V207H181ZM184 208V207H183ZM236 208V209H235ZM246 208V207H245ZM250 208V207H248ZM251 209V208H250ZM191 211V210H190ZM189 211V212H190ZM193 211V210H192ZM188 212V211H187ZM206 212V211H205ZM212 212V211H211ZM210 212V213H211ZM235 212V213H234ZM251 212V210H250ZM92 213V212H91ZM171 214V218L173 219L172 223L174 224V227L172 228V230L174 228H176L179 233L178 235H175L172 233V231L170 230L169 227V217L167 215ZM209 213V214H210ZM238 213V212H237ZM245 214V213H244ZM251 214V213H250ZM256 214H258L256 212ZM189 215H191V213H189ZM252 215V214H251ZM87 216V215H86ZM217 216V215H215ZM84 217V216H83ZM255 217V216H254ZM86 218V217H85ZM215 218V217H213ZM217 218V217H216ZM220 218V219H221ZM256 218V217H255ZM94 219V218H93ZM252 219V218H251ZM97 220V219H96ZM218 220V219H217ZM99 221V220H98ZM213 221H216L215 219ZM95 222V221H94ZM105 222V223H106ZM244 222V223H242ZM240 223V226L237 225L238 230H237V234L235 235L236 241L237 242H241V244L243 242H247L249 240H252L251 242H255L256 241V237L253 235V231L250 230V225H249V220L244 218L243 221ZM171 223V222H170ZM233 223V224H232ZM97 224V223H96ZM107 224V223H106ZM199 227V228H200ZM102 229V228H101ZM174 229V230H176ZM204 228H202L203 230ZM231 229V230H230ZM176 230V231H177ZM193 232V231H192ZM106 233V232H105ZM183 233V234H182ZM186 234V235H187ZM100 235V234H99ZM118 235V236H117ZM251 235L252 238H251ZM210 236V235H209ZM215 236V235H214ZM97 237V236H96ZM189 237V236H188ZM193 237V236H192ZM198 237V236H197ZM186 239V238H185ZM215 239V237H214ZM218 239V238H217ZM224 238H219L216 242V244L212 245L210 249H208V251L203 252L202 254H200V259L198 260V263H204V264H217L218 260L220 259V254L223 252V250H225V248H227V244L225 243V241L223 240ZM216 240V239H215ZM232 240V239H231ZM106 241V240H105ZM196 241V240H195ZM229 241V240H228ZM259 241V240H258ZM103 242V241H102ZM203 241L199 240L198 244L195 243L194 244V249H198L201 248L203 246ZM230 242V241H229ZM257 242V241H256ZM255 242V243H256ZM261 243V241H259ZM97 243V240H96ZM99 243V242H98ZM191 243V242H189ZM175 245V243H173ZM178 243H176L177 245ZM262 244H264L262 242ZM92 245V244H91ZM192 245V243H191ZM190 245V246H191ZM258 245V244H257ZM102 246V245H101ZM178 246V245H177ZM187 246V245H186ZM240 246V245H239ZM263 249V246H261ZM242 248V246H241ZM169 250V251H168ZM256 250V249H253ZM100 251V250H99ZM241 251V250H240ZM246 251V250H245ZM262 251V250H261ZM188 252V251H187ZM243 252V251H242ZM263 252V251H262ZM201 253V252H200ZM241 253V252H240ZM239 253V254H240ZM176 254V253H175ZM196 254V253H195ZM242 254V253H241ZM247 254L248 256V261L252 262L254 261L256 264H263V261L256 255H252L250 256L249 253L244 252L243 256ZM252 254V253H251ZM255 254V253H254ZM174 256V255H173ZM196 256V255H195ZM243 256H236L239 257L238 259L242 258ZM88 258V257H87ZM244 258V257H243ZM242 258V259H243ZM175 259V258H173ZM194 259V258H193ZM237 259V258H236ZM241 260V259H240ZM239 260V262H240ZM173 262L176 260H172ZM243 261H246L245 258L243 259ZM241 261V262H243ZM247 261V262H248ZM171 262V261H170ZM196 262V261H195ZM246 262V263H247Z\"/></svg>","mask_w":264,"mask_h":264}]
</instances>
